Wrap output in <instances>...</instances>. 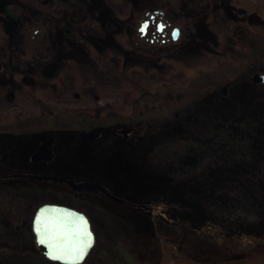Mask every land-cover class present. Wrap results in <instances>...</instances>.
Here are the masks:
<instances>
[{
    "label": "trees",
    "instance_id": "trees-1",
    "mask_svg": "<svg viewBox=\"0 0 264 264\" xmlns=\"http://www.w3.org/2000/svg\"><path fill=\"white\" fill-rule=\"evenodd\" d=\"M131 1L130 15L157 4L153 0ZM181 1L184 4L189 0ZM202 1L200 6L187 4L181 10L185 16L201 15L209 6L207 0ZM91 3L99 5V1ZM28 10H24L27 14L23 19L17 20L15 30V27L0 29V35L5 36L10 46L8 56L3 54L0 46V76L12 73L19 78L18 62L29 54L31 47L27 44L28 22L40 19L48 29V34L33 49L34 55L41 47H50L52 36L66 28V32H77L79 38L93 32V25L90 28L86 25L89 11L83 4L71 7L62 18L50 20L47 16L42 19L41 12L37 17H27L34 13L31 8ZM130 15L116 13L110 24L103 25L104 30L98 29V33L115 34L117 28L126 32L127 41L130 40L132 45L123 46L117 56L119 61L127 64L138 58L131 65L156 66L148 50H137L133 44L135 29L131 27ZM170 68L192 69V74L199 69L196 64H179ZM225 82L229 92L223 100L212 91L193 97L170 118L160 122L151 121V115L148 118L144 115L143 119L131 122L139 132L131 133L127 139L116 132L121 124L107 128L99 124L93 128L53 125L22 133H1L0 163H5L7 172H11L18 160L21 166L33 165L37 174L73 181L97 180L130 202L133 200L126 196L131 193L144 199L150 208L137 207L140 217H133L131 224L142 232H149L160 242L166 239L160 244V264L167 263L172 245L178 251L176 264H264V84L252 83L244 74L232 76ZM184 86L172 84L159 88L161 99L158 100L163 98L170 103L179 99L185 92ZM37 97L40 112L53 116L54 109L39 93ZM127 111H131L130 105ZM96 131L100 132L98 137L94 135ZM47 136L54 139L53 159L29 161L35 147ZM171 141L179 145L177 151L170 152L171 158L159 168L150 164L151 152ZM212 145L214 147H210ZM209 148H213L212 152ZM247 155L250 157L246 159ZM216 201L228 207L216 214L213 209ZM36 207L28 213L26 237L22 241L0 242V247L4 248L0 249V254L14 258L24 255L45 258L35 245L31 225ZM242 208L252 210L257 219L245 222L240 216ZM242 238L260 243L250 251L236 255Z\"/></svg>",
    "mask_w": 264,
    "mask_h": 264
},
{
    "label": "rangeland",
    "instance_id": "rangeland-1",
    "mask_svg": "<svg viewBox=\"0 0 264 264\" xmlns=\"http://www.w3.org/2000/svg\"><path fill=\"white\" fill-rule=\"evenodd\" d=\"M91 1H99V5ZM153 1L157 2L156 5L167 6V10H174L177 5V0ZM80 4L85 5L89 11L86 25L88 28L91 24L93 25L92 34L88 36L87 33L85 38H79L80 36H77L74 30L66 32V28L60 34L52 36L50 47H41L34 55L33 49L38 45L39 40L45 38L48 29L44 22H40V19L27 23L26 34L29 39L27 44L31 47L29 54L18 62L16 71L20 73L19 78L14 77L12 73L0 76V134L22 133L32 129L53 127V125L93 128L99 124L107 128V126L137 122L143 119L144 115L145 118L151 115V121L160 122L170 118L185 103L191 102L193 97L204 93L205 86L208 88L215 85L217 81L222 84L223 81L229 79L223 74L219 75L217 69L214 70L208 66L213 62L211 59L203 62L205 71L194 74H192V69L173 70L167 66L146 65L145 63H141V67L131 65L136 63L138 58L132 63L120 62L117 57L121 54L120 50L124 45H129L127 33L121 32L122 30L118 28L115 34L98 33V31L102 32L105 28L103 25L110 24L116 13L130 15L131 0H0V29L10 30L15 27L13 29L15 30L18 27L17 20L23 19L28 8H31L34 13L33 15L28 14L27 17H37L38 12H41L42 19L47 16V20H50L55 17L62 18L64 14L69 13L71 7ZM97 6L100 7L101 12ZM222 18L217 11L214 12L211 20L213 28H215L214 24L219 25V29L224 28ZM208 25L209 27L205 26L207 36L209 30L212 29V25L209 23ZM198 28L202 30L201 27ZM197 39L199 38L193 31L190 40L193 42ZM189 43L185 42L186 45H182L185 48L183 51L188 53L184 54L187 59L194 58L196 55L192 51L193 45ZM8 44L5 36L0 35V46L6 56L10 53ZM190 45L192 48L189 51ZM137 50L143 51L139 48ZM236 59V64L231 61V63L221 65L229 64L228 70H231L234 65L237 67L236 75H238L245 61L244 58L236 57ZM172 84H184L183 95L170 103L164 101L163 98L162 101L158 100L161 99L158 89L169 87ZM38 93L54 109L53 116L40 112ZM129 105L131 111L125 112ZM99 134L98 131L97 137ZM97 144L101 143L97 142ZM178 148L179 145L172 141L161 144L158 149L151 152L149 163L158 168L162 167L171 158L170 152L177 151ZM212 150L213 148H209L210 152ZM249 157L247 155L246 159ZM16 162L11 172L38 173L33 165L21 166L18 160ZM2 173H7L5 163H0V174ZM65 189L60 183L53 184L47 180L28 177L13 181L0 180V242L22 241L24 238L20 232L23 231V227L21 225L16 227L22 220V215L26 223L29 219L28 213L32 212L36 205L59 200L82 205L85 211L91 214L95 245L81 264H160L162 256L160 244L166 239L160 242L149 232H142L131 224L133 217H140L138 208L126 209L120 206L114 208L111 202L99 196L100 198L95 199L108 202L105 206L109 208L97 206L94 209L90 207V203L78 202L77 197L72 192H65ZM84 195V192L77 193V196ZM126 197L133 202L136 201L135 203L145 202L144 199L132 193ZM226 207L228 206L220 205L218 201L213 203L216 214ZM240 216L249 223L257 219L253 211L248 208H242ZM24 226L26 228L25 224ZM239 243L235 251L236 255L250 251L260 241L242 238ZM0 249L4 248L0 247ZM171 251L172 254L166 264H176L177 248L172 245ZM0 264L58 263L46 258L35 257V255L14 258L0 254Z\"/></svg>",
    "mask_w": 264,
    "mask_h": 264
},
{
    "label": "flooded vegetation",
    "instance_id": "flooded-vegetation-1",
    "mask_svg": "<svg viewBox=\"0 0 264 264\" xmlns=\"http://www.w3.org/2000/svg\"><path fill=\"white\" fill-rule=\"evenodd\" d=\"M239 1L240 0H207L206 3L209 6L206 12L201 15L195 13V16L191 15L192 17L188 15L185 16V12L181 10V8L187 7V4L200 6L203 3L202 0H189L184 4H182L181 0H177V5L172 12L167 10V6H147L140 13L129 16L131 19V27L135 29V35L132 38L133 44L139 49L148 50L156 66L172 67L179 64L185 66L196 64L199 68L198 73H200L206 70L203 62L211 59L213 62L208 66L214 68V70L217 69V72H219L218 74H223L225 78H231L237 74V67L233 65L234 63L236 64V57L244 58L245 65L240 71L238 70L239 75H248L251 80V76L254 73L264 74V0H249L250 3H236ZM155 8H157V10L153 11ZM216 11L223 17L222 19L225 24L224 28L221 27L219 29L220 26L216 24H214L215 28H213L211 20ZM208 23L212 25V29L209 30L207 36L205 26L209 27ZM198 27H201L202 30ZM193 31L197 34L199 39L191 42L190 38ZM185 42L193 45L192 51L196 54L194 58H189L190 60L184 56V54H188L186 51H183L185 48H183L182 45H184ZM128 44L129 46L132 45L130 40H128ZM190 48H192L191 45L189 51ZM231 61H234L232 64L234 68L232 67L231 70H228L229 64L227 66L221 65L222 63H231ZM224 82L225 81L221 84V82L217 81L215 85L209 86L208 88L205 86L206 90H204L205 92L203 94L215 91L217 98L223 100L224 95H227L229 92L228 85ZM254 83L264 84V82ZM128 125L132 124L128 123L123 126ZM121 127L122 126L118 127V129ZM136 132H139V130L135 129L133 125V129L130 133ZM13 172L2 173V175H0V180L13 181L15 179H22L19 177H3L5 174H11ZM48 182L62 184L66 188L65 192H72L73 195L77 197L78 202L81 204L90 203V207L94 209H96L97 206L109 208L105 206L108 202H111L114 208H117V206L126 209L127 207H129V209L137 208L131 206L130 201L123 196L120 197L112 193L101 182L100 183L113 196H108L100 191H76L63 182H52L49 180ZM78 192H84L85 195L77 196ZM99 196L108 202L102 201L101 199L96 200L95 198H100ZM57 203L84 212L93 230L91 214L85 211L84 206L62 201ZM24 222L25 219L22 215L20 223H16L18 227H20V225L23 227V231L20 232L23 238L26 237Z\"/></svg>",
    "mask_w": 264,
    "mask_h": 264
},
{
    "label": "water",
    "instance_id": "water-1",
    "mask_svg": "<svg viewBox=\"0 0 264 264\" xmlns=\"http://www.w3.org/2000/svg\"><path fill=\"white\" fill-rule=\"evenodd\" d=\"M157 10V8L153 9V11ZM252 82H264V74L254 73L251 76ZM133 129V125L122 126L117 130V134L123 136L124 139L129 138V133ZM95 137H97L98 132H96ZM54 139L51 136H47L41 141L33 150V153L30 155L29 160L32 162H39V161H50L54 156ZM3 177H29L33 179H40V180H49L52 182H63L68 187L78 191V190H91V191H100L105 193L108 196H113L111 193L106 190V188L97 180H82V181H72L70 179H65L59 176H51L48 174L40 175V174H27V173H19L13 172L11 174H5ZM131 206L141 207V208H148L144 203L138 204L132 202ZM42 209H55L56 211H48L41 217V223H38L36 218L37 216L41 215ZM67 213L73 214L72 217H68ZM32 219V229L35 236V245L40 249L44 257L48 260H52L58 264H81L84 259L90 253L92 247L94 246L95 241V234L92 231L91 223L89 222L88 217L82 211H78L73 207L62 205V204H55V203H43L42 205L36 208V211L33 214ZM77 217H83L84 220L87 222L86 224V231L91 233L90 238V246L84 247V245H80L78 243V236L76 234V230L79 226V223L73 224L71 221L76 219ZM46 228L48 231H46ZM69 229L72 230V234H69ZM55 235V239H51L50 237ZM44 240V243H41V240ZM79 239H83L88 241L87 236H79ZM67 240V243L64 241ZM56 244L57 247L54 249L51 245ZM75 246L77 249L80 247H84V252L81 253L77 250L72 252L71 249ZM54 256L61 257L60 259H54Z\"/></svg>",
    "mask_w": 264,
    "mask_h": 264
},
{
    "label": "snow or ice",
    "instance_id": "snow-or-ice-1",
    "mask_svg": "<svg viewBox=\"0 0 264 264\" xmlns=\"http://www.w3.org/2000/svg\"><path fill=\"white\" fill-rule=\"evenodd\" d=\"M48 211H56V210H55V209H52V210H49V209H42V210H41V215L37 216V218H36V220H37L38 223H41V222H42V221H41V217H42L45 213H47ZM65 215H67L68 217H72V216H73V214H71V213H67V214H65ZM71 222H72L73 224H76L77 222L79 223V226H78V228H77V230H76V234H77V236H78V243H79L80 245H84V247H88V246H90L91 233L86 231V224H87V222L84 220V218H83V217H77L76 219L72 220ZM46 231H48L47 228H46ZM69 234H70V235L72 234V230H71V229H69ZM79 236H87L89 239H88V241H85V240H83V239H79ZM50 238H51V239H55L56 237H55V235H53V236H51ZM44 242H45V241L42 239V240H41V243H44ZM67 242H68L67 240L64 241V243H67ZM51 247L55 249V248L57 247V245H56V244H53V245H51ZM84 247H80L79 249H77L75 246H73V248L71 249V251H72V252H75V251L78 250V251L81 253V255H82L83 252H84ZM53 258H54V259H60L61 257H59V256H54Z\"/></svg>",
    "mask_w": 264,
    "mask_h": 264
}]
</instances>
